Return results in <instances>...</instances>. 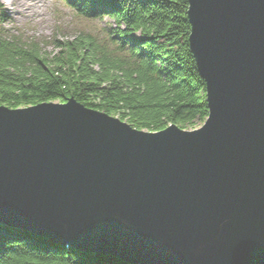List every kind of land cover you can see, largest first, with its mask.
<instances>
[{"label":"water","instance_id":"obj_1","mask_svg":"<svg viewBox=\"0 0 264 264\" xmlns=\"http://www.w3.org/2000/svg\"><path fill=\"white\" fill-rule=\"evenodd\" d=\"M188 1L202 127L0 106V222L133 264H264V0Z\"/></svg>","mask_w":264,"mask_h":264},{"label":"trees","instance_id":"obj_2","mask_svg":"<svg viewBox=\"0 0 264 264\" xmlns=\"http://www.w3.org/2000/svg\"><path fill=\"white\" fill-rule=\"evenodd\" d=\"M90 19L114 22L115 51L91 35L61 42L53 56L4 28L0 0V106L73 97L83 105L158 132L191 130L209 116L206 83L189 46L188 0H65ZM0 264H133L53 242L0 222Z\"/></svg>","mask_w":264,"mask_h":264},{"label":"rangeland","instance_id":"obj_3","mask_svg":"<svg viewBox=\"0 0 264 264\" xmlns=\"http://www.w3.org/2000/svg\"><path fill=\"white\" fill-rule=\"evenodd\" d=\"M4 28L21 36L23 40H32L53 56L59 52L58 41L66 42L79 35H91L100 44L115 51L112 41L113 20L90 19L80 15L65 0H2ZM1 14V13H0ZM200 122L197 127H202Z\"/></svg>","mask_w":264,"mask_h":264}]
</instances>
